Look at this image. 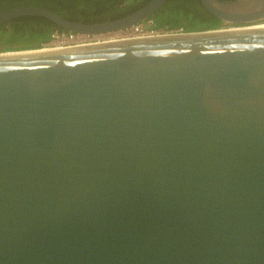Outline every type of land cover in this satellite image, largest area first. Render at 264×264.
I'll return each instance as SVG.
<instances>
[{"label":"water","instance_id":"water-1","mask_svg":"<svg viewBox=\"0 0 264 264\" xmlns=\"http://www.w3.org/2000/svg\"><path fill=\"white\" fill-rule=\"evenodd\" d=\"M201 2L221 27L0 52V264H264V0Z\"/></svg>","mask_w":264,"mask_h":264},{"label":"trees","instance_id":"trees-1","mask_svg":"<svg viewBox=\"0 0 264 264\" xmlns=\"http://www.w3.org/2000/svg\"><path fill=\"white\" fill-rule=\"evenodd\" d=\"M149 0H30L14 6L9 0H0L2 10L17 5L44 6L60 12L62 16L84 22L108 20L107 15L115 11L110 19H117L138 10ZM86 2V3H85ZM123 12V13H122ZM151 28L167 31H202L221 27L222 20L210 13L201 0H167L150 18ZM144 21V22H146ZM143 22V23H144ZM9 23V24H8ZM0 27V52L35 49L54 40L67 31L47 18L24 15L12 18Z\"/></svg>","mask_w":264,"mask_h":264},{"label":"rangeland","instance_id":"rangeland-1","mask_svg":"<svg viewBox=\"0 0 264 264\" xmlns=\"http://www.w3.org/2000/svg\"><path fill=\"white\" fill-rule=\"evenodd\" d=\"M140 24V28L143 30V32H146V29L148 28V21L146 22H142V23H139ZM136 26H134L132 29H124V30H119V31H116L115 33L113 34H108L106 33V35L104 34H98V35H93V36H88V35H82V34H78V33H72V32H66V33H63L61 35H58L55 39H57V42H61L63 43L64 47L65 46H71V45H75V44H82L84 42H95V41H103V39L105 37H114V38H123L124 36H127V34H131L130 32L131 31H137V29L135 28ZM179 32V31H178ZM103 35H104V38H103ZM84 36V37H83ZM99 37H102V38H99ZM59 44H56V46H58ZM55 46V45H53Z\"/></svg>","mask_w":264,"mask_h":264},{"label":"built area","instance_id":"built-area-1","mask_svg":"<svg viewBox=\"0 0 264 264\" xmlns=\"http://www.w3.org/2000/svg\"><path fill=\"white\" fill-rule=\"evenodd\" d=\"M151 25H152L151 21H148V28L146 29V32H143V30L140 28V24H139L135 27L137 29L136 32L135 31L130 32L133 35L130 36V34H127V36H124L123 38L144 37L141 34H146L148 36H152V35H162V34H168V33H179L178 31L155 30V29L151 28ZM127 29L130 30L132 28H127ZM98 42H100V41H98ZM56 44H62L63 45V43H61V42L59 43V42H57V39H54V40L50 41L49 43L44 44L43 46H45V47L48 45H50V46L55 45L56 46Z\"/></svg>","mask_w":264,"mask_h":264},{"label":"bare ground","instance_id":"bare-ground-1","mask_svg":"<svg viewBox=\"0 0 264 264\" xmlns=\"http://www.w3.org/2000/svg\"><path fill=\"white\" fill-rule=\"evenodd\" d=\"M137 25H139V24H136V25H134V26H137ZM134 26H132V27H130V28H133ZM116 31H114V32H107L108 34H113V33H115ZM104 35H106V33L104 34ZM104 35H103V38H104ZM142 36H144V37H148V35H146V34H141ZM84 37V36H83ZM99 38H102V37H99ZM124 39H126V38H114V37H112V36H110V37H105L103 40H105V41H107V42H109V41H119V40H124ZM97 41H93V42H84V43H86L85 45H89V43H96ZM99 43H101V40H100V42ZM72 47H70V48H73L74 47V45H71ZM92 46V45H91ZM52 49H62V48H66V47H64V45H62V44H59L58 46H56V47H51ZM69 48V47H68ZM52 49H49V50H52ZM43 50H47V49H43Z\"/></svg>","mask_w":264,"mask_h":264},{"label":"flooded vegetation","instance_id":"flooded-vegetation-1","mask_svg":"<svg viewBox=\"0 0 264 264\" xmlns=\"http://www.w3.org/2000/svg\"><path fill=\"white\" fill-rule=\"evenodd\" d=\"M30 0H9V3L7 4V6L8 5H12V6H14L15 4H19V3H22V2H24V3H26V2H29ZM167 1V0H166ZM165 1V2H166ZM86 3V2H85ZM24 5H30V4H24ZM17 6H21V5H17ZM16 7V6H15ZM2 6H0V11H2ZM53 10V9H52ZM54 11H56V10H54ZM57 13H59V14H61L60 12H58V11H56ZM112 13H109L108 15H107V17H108V19H110L111 18V16H112V14L114 13L115 14V11H111ZM123 13V12H122ZM79 16H81L82 17V19L81 20H83L84 18H83V15H79ZM9 24V23H8Z\"/></svg>","mask_w":264,"mask_h":264},{"label":"clouds","instance_id":"clouds-1","mask_svg":"<svg viewBox=\"0 0 264 264\" xmlns=\"http://www.w3.org/2000/svg\"><path fill=\"white\" fill-rule=\"evenodd\" d=\"M180 32V31H179Z\"/></svg>","mask_w":264,"mask_h":264}]
</instances>
